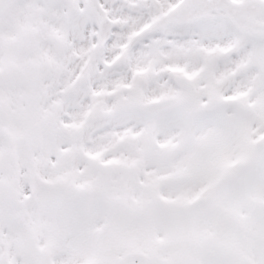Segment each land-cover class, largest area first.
I'll use <instances>...</instances> for the list:
<instances>
[{"label":"snow or ice","instance_id":"6c2138e0","mask_svg":"<svg viewBox=\"0 0 264 264\" xmlns=\"http://www.w3.org/2000/svg\"><path fill=\"white\" fill-rule=\"evenodd\" d=\"M0 264H264V0H0Z\"/></svg>","mask_w":264,"mask_h":264}]
</instances>
